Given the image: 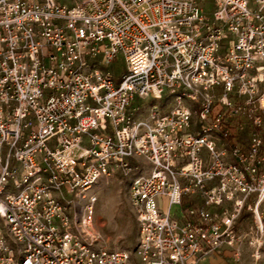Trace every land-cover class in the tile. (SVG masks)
Returning a JSON list of instances; mask_svg holds the SVG:
<instances>
[{
	"label": "built area",
	"instance_id": "1",
	"mask_svg": "<svg viewBox=\"0 0 264 264\" xmlns=\"http://www.w3.org/2000/svg\"><path fill=\"white\" fill-rule=\"evenodd\" d=\"M213 3L0 0V264H203L263 241L264 0ZM140 158L136 249L99 246L92 188Z\"/></svg>",
	"mask_w": 264,
	"mask_h": 264
},
{
	"label": "rangeland",
	"instance_id": "2",
	"mask_svg": "<svg viewBox=\"0 0 264 264\" xmlns=\"http://www.w3.org/2000/svg\"><path fill=\"white\" fill-rule=\"evenodd\" d=\"M69 4H73L82 0H66ZM205 12L212 15L214 12L213 0H199ZM108 70L116 77H120L125 71V60L122 54L114 58L113 63L110 64ZM170 100V99H169ZM174 99L170 100L163 106V111H168L173 105ZM149 112H143V116H148ZM194 129H197V118L194 119ZM195 129V130H196ZM132 165L140 166L141 170L138 172L123 171L122 169L114 170L111 175L102 178L93 188L92 191L98 196L96 203L95 218L93 228L95 229L98 240L97 245L104 246L108 249H125L134 253L139 241V226L137 220V212L131 203L130 188L132 181L136 174L148 173L150 165L145 159L131 160ZM255 197L250 198V205H253ZM75 200L80 203L79 196ZM259 213L263 221V241L261 243L249 245L246 242L245 249L241 255L236 257L223 256L219 254L214 264H264V200L259 207ZM251 210L243 212L244 226L240 227L238 231L242 235L250 233V226L256 225V219L253 217ZM256 236V227L253 228ZM258 250L259 257H255L250 252Z\"/></svg>",
	"mask_w": 264,
	"mask_h": 264
},
{
	"label": "crops",
	"instance_id": "3",
	"mask_svg": "<svg viewBox=\"0 0 264 264\" xmlns=\"http://www.w3.org/2000/svg\"><path fill=\"white\" fill-rule=\"evenodd\" d=\"M175 214L176 215H179V209H175ZM219 254H222L223 256H231V257H236V256H234V254L233 253H231V251L228 249V250H222V251H220V252H218V253H215V254H213L212 256H210L209 258H207L205 261H204V263L203 264H214L215 262H216V258L217 257H219L218 255Z\"/></svg>",
	"mask_w": 264,
	"mask_h": 264
}]
</instances>
